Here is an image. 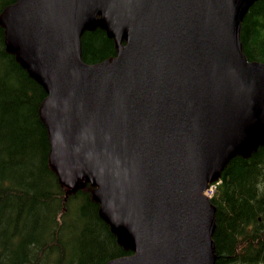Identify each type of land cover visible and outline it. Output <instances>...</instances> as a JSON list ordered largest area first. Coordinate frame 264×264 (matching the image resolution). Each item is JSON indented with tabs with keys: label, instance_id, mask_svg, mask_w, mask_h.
I'll use <instances>...</instances> for the list:
<instances>
[{
	"label": "water",
	"instance_id": "water-1",
	"mask_svg": "<svg viewBox=\"0 0 264 264\" xmlns=\"http://www.w3.org/2000/svg\"><path fill=\"white\" fill-rule=\"evenodd\" d=\"M254 1L15 0L0 13L6 49L46 91L51 166L69 189L94 186L133 251L104 264H214L202 191L264 142V61L239 38ZM96 26L117 53L86 63L80 35Z\"/></svg>",
	"mask_w": 264,
	"mask_h": 264
},
{
	"label": "trees",
	"instance_id": "trees-1",
	"mask_svg": "<svg viewBox=\"0 0 264 264\" xmlns=\"http://www.w3.org/2000/svg\"><path fill=\"white\" fill-rule=\"evenodd\" d=\"M13 1L0 0V12ZM239 38L246 59L264 61V0L246 10ZM115 55V41L103 28L81 33L84 62ZM45 95L6 49L0 23V264H104L130 254L99 215L94 187L79 181L69 189L51 167L39 115ZM220 174L210 196L214 264H264V142L230 157Z\"/></svg>",
	"mask_w": 264,
	"mask_h": 264
},
{
	"label": "bare ground",
	"instance_id": "bare-ground-1",
	"mask_svg": "<svg viewBox=\"0 0 264 264\" xmlns=\"http://www.w3.org/2000/svg\"><path fill=\"white\" fill-rule=\"evenodd\" d=\"M262 222V221H261ZM237 229V228H236ZM52 233V232H51ZM239 233V232H238ZM58 235V234H57ZM47 237V236H46ZM48 238V237H47ZM50 239V237H49ZM239 239V238H238ZM44 240V239H43ZM47 240V239H46ZM51 241V240H50ZM42 242V241H41ZM45 242V241H44ZM46 244V243H45ZM246 245V244H245ZM43 248V247H42ZM51 249V248H50ZM236 252V251H235ZM241 252V251H240ZM250 252V251H249ZM242 253V252H241ZM238 254V253H237ZM239 261V260H238Z\"/></svg>",
	"mask_w": 264,
	"mask_h": 264
}]
</instances>
